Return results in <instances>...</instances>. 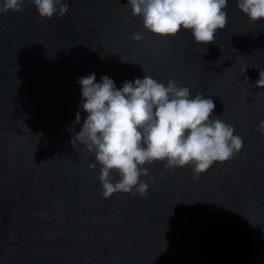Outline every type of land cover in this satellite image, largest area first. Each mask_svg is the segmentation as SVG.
<instances>
[{
  "label": "water",
  "instance_id": "95a60500",
  "mask_svg": "<svg viewBox=\"0 0 264 264\" xmlns=\"http://www.w3.org/2000/svg\"><path fill=\"white\" fill-rule=\"evenodd\" d=\"M67 2L61 18H39L29 0L0 12V264H264V20L228 0L226 25L199 45L189 30L145 31L127 0ZM89 73L210 96L240 152L196 179L190 165L146 163V196L102 197L100 165L70 143Z\"/></svg>",
  "mask_w": 264,
  "mask_h": 264
},
{
  "label": "clouds",
  "instance_id": "9594fccd",
  "mask_svg": "<svg viewBox=\"0 0 264 264\" xmlns=\"http://www.w3.org/2000/svg\"><path fill=\"white\" fill-rule=\"evenodd\" d=\"M29 2L39 18H61L69 8L67 0ZM24 3L0 0V12H19ZM227 4L228 0H127L125 5L141 18L147 32L166 37L189 30L196 44L207 45L226 25ZM235 4L249 20H264V0H235ZM132 39L140 41L143 36L134 32ZM76 82L80 101L74 122L80 127L70 143L75 139L85 146L100 165L102 197L117 191L146 196L148 183L140 179L147 175L146 163L162 161L165 168L190 165L196 179L214 162L231 160L242 148V137L233 126L212 114L210 96L191 95L174 79L165 83L144 73L117 88L109 75L97 81L95 73H89ZM255 86L264 87V68ZM80 110L85 113L82 123ZM257 131L264 138V120L258 121Z\"/></svg>",
  "mask_w": 264,
  "mask_h": 264
}]
</instances>
